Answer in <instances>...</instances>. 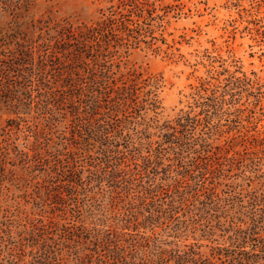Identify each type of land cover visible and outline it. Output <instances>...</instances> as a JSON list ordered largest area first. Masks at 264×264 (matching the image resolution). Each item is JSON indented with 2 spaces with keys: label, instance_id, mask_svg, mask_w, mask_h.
Here are the masks:
<instances>
[{
  "label": "rangeland",
  "instance_id": "obj_1",
  "mask_svg": "<svg viewBox=\"0 0 264 264\" xmlns=\"http://www.w3.org/2000/svg\"><path fill=\"white\" fill-rule=\"evenodd\" d=\"M0 264H264V0H0Z\"/></svg>",
  "mask_w": 264,
  "mask_h": 264
}]
</instances>
